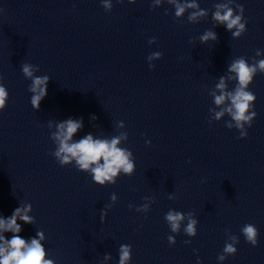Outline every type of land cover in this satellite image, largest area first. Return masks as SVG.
<instances>
[{"label": "clouds", "instance_id": "clouds-1", "mask_svg": "<svg viewBox=\"0 0 264 264\" xmlns=\"http://www.w3.org/2000/svg\"><path fill=\"white\" fill-rule=\"evenodd\" d=\"M105 10L112 9L111 0H102ZM129 3H135V0H128ZM164 0H155V5H161ZM170 5L175 8V17H181L185 13L186 9H197L190 13L188 20L195 22L199 17L207 15L206 10L201 9L200 6L191 0L184 3H180L179 0H166ZM229 3H217L214 5L216 11L213 12L212 18L219 24L225 25L226 29L231 32L233 38H240L246 32V21L244 20V7L241 4H236L239 14L234 15V8L230 7ZM152 8L155 7L152 5ZM167 14V10H165ZM235 29V31H232ZM201 42H207L209 39L217 40L218 37L215 32L206 31L199 37ZM149 44L156 42L155 38L149 39ZM261 51H256V56H260ZM162 57V53L153 52L147 59L149 61V68H153L151 63L153 60H158ZM22 74L25 78L31 81L28 91L32 93L31 106L34 110L40 109L41 101L47 96V86L50 81V77L47 75L38 76L34 74L35 71H39V67L29 63H23L21 66ZM264 73V59L255 61L253 64H249L245 58L239 57L234 59L228 66V72L233 73V76H229V80L237 81L235 88L232 91H225L227 85L225 83V77L220 78V82L216 85V88L220 90L219 95H214V103L216 106L225 104V101H230V105L222 108L220 111L214 112V117H210V123L214 120L218 121L225 112L231 116V122L226 123V127L229 129L236 128L240 132L241 139L247 137V130L245 125L251 127L254 118L257 113L253 110V105L256 100V96L249 91V85L253 82L257 72ZM0 77V81H2ZM9 99V93L6 87L0 82V111H3L7 107V101ZM209 111H213L209 109ZM96 117L93 116L92 120ZM52 121L48 122V128L51 129ZM119 127H124L122 121L118 122ZM83 127L82 119H66L56 123V130L50 132V138L55 143L56 149L50 154L55 157L56 161L61 167L73 164L82 172H87L92 176L93 181L100 186L108 184H115L120 173L123 172L126 176H131L135 172V162L133 153L124 147H118L121 140H128V133L122 132L117 136L109 139H93L91 134L86 135L84 138L73 141V136ZM150 141H146V144H150ZM171 199H176L174 195H169ZM149 199V198H145ZM112 203L117 201L115 193L111 195ZM107 207H110L107 206ZM132 208V205H129ZM149 208L148 204H143L141 207H137L138 212H147ZM32 210L31 204L26 205L24 208L17 207L12 215L3 219L0 218V232H12L11 239H5L0 235V264H54L52 259H45V248L41 244V240L45 239L43 231H37V238H31L30 241L22 238L19 233L21 232V225L17 223V219L22 220L25 224L34 223V218L28 213ZM185 215L188 217V223L184 228V232L189 237H195L197 235V223L198 221L193 218L194 213H182L179 211L169 210L165 214V220L170 227L171 232L179 233L181 222L185 219ZM106 216V211L102 210L101 218ZM246 241L252 246L258 244V230L252 224H246L241 229ZM228 239L231 243H226L223 249V254L218 256L219 261H224L226 256L235 255L237 248L235 245L239 243V239L235 235H229ZM170 245L176 243L173 236L168 237ZM191 241H185L190 243ZM109 255L105 256V259H110ZM132 258L131 245L122 244L119 247V261L118 264H129Z\"/></svg>", "mask_w": 264, "mask_h": 264}]
</instances>
